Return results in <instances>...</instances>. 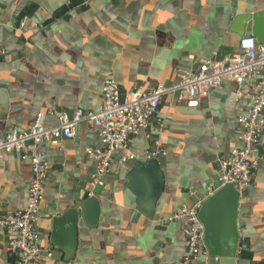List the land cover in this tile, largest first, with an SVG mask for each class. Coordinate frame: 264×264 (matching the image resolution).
Here are the masks:
<instances>
[{
  "label": "crops",
  "instance_id": "1",
  "mask_svg": "<svg viewBox=\"0 0 264 264\" xmlns=\"http://www.w3.org/2000/svg\"><path fill=\"white\" fill-rule=\"evenodd\" d=\"M262 8L264 0H0V134L25 129L38 114L54 125L59 112L74 106L96 109L104 77L120 91L172 82L211 51L218 57L234 52L237 31L252 35L250 20L234 18ZM235 87L224 79L196 107L163 95L147 129L125 142L136 159L115 160L103 186L92 190L99 206L93 226L78 219L74 231L65 222L51 232V218L89 192L95 163L85 150L102 147L95 126L81 121L73 137L56 146L40 143L48 172L35 226L51 255L31 264H184L182 223L165 218L180 204L199 206L219 186L216 160L238 145L236 117L244 111ZM154 139L162 148L154 157L162 188L147 217L126 186V172L145 159ZM259 144L262 157L238 199L233 264H264V130ZM29 177L27 159L0 157V212L25 203ZM7 240L0 227V264L13 260ZM186 264L218 261L206 254Z\"/></svg>",
  "mask_w": 264,
  "mask_h": 264
},
{
  "label": "built area",
  "instance_id": "2",
  "mask_svg": "<svg viewBox=\"0 0 264 264\" xmlns=\"http://www.w3.org/2000/svg\"><path fill=\"white\" fill-rule=\"evenodd\" d=\"M224 79L235 83L234 100L242 103L244 111L236 117L238 145L216 160L217 182L218 185L232 184L240 196L249 188L253 171L262 157L259 136L264 130V45L258 44L250 34L239 37L234 52L218 57L211 51L196 68L178 70L172 82L120 91L114 79L104 77L100 84L101 102L96 109L74 106L59 112L54 125H45L42 114H38L25 129H5L0 134V157L17 153L21 159L28 160L30 169L25 203L14 210L0 212V227L8 235L6 249L13 254L11 264H31L51 255L49 249L40 246L35 226L48 172L40 143L56 146L61 138L73 137L79 122L94 125L102 147L85 150L95 163L88 180L91 194L93 189L103 186L104 176L115 160L124 164L136 159L125 142L130 135L147 129L163 95H170L187 107H196ZM161 153L160 143L154 139L152 147L145 152V159ZM197 208L196 202L180 204L165 218V221L182 223L184 264L199 255L206 256L201 248L202 224L196 215Z\"/></svg>",
  "mask_w": 264,
  "mask_h": 264
},
{
  "label": "water",
  "instance_id": "3",
  "mask_svg": "<svg viewBox=\"0 0 264 264\" xmlns=\"http://www.w3.org/2000/svg\"><path fill=\"white\" fill-rule=\"evenodd\" d=\"M252 23L251 34L258 44L264 45V8L237 15L234 21H247ZM242 36L243 31H237ZM145 174L147 187L141 176ZM127 187L136 197L137 208L144 215L150 217L153 213L155 202L161 192L162 176L155 158L137 160L126 172ZM239 194L230 183L219 185L208 194L200 203L196 212L202 224L201 240L208 256L215 257L218 264H233L236 254L238 233L236 228V212ZM98 201L95 195L87 190L80 193L78 203L72 204L60 214L51 218V232L55 233L63 223H69V228L74 231L77 220L86 226L96 224L98 215ZM221 224L222 229H219ZM219 240V241H218ZM69 253L71 256L74 242L71 241Z\"/></svg>",
  "mask_w": 264,
  "mask_h": 264
}]
</instances>
